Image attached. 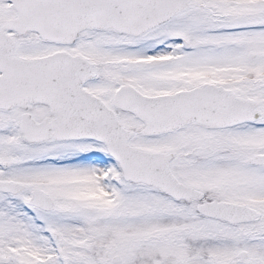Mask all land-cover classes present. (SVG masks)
Returning a JSON list of instances; mask_svg holds the SVG:
<instances>
[{
	"label": "snow or ice",
	"instance_id": "6c2138e0",
	"mask_svg": "<svg viewBox=\"0 0 264 264\" xmlns=\"http://www.w3.org/2000/svg\"><path fill=\"white\" fill-rule=\"evenodd\" d=\"M0 264H264V0H0Z\"/></svg>",
	"mask_w": 264,
	"mask_h": 264
}]
</instances>
